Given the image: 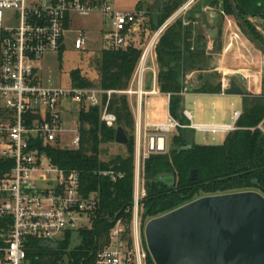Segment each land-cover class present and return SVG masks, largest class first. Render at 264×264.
<instances>
[{
	"label": "built area",
	"instance_id": "1",
	"mask_svg": "<svg viewBox=\"0 0 264 264\" xmlns=\"http://www.w3.org/2000/svg\"><path fill=\"white\" fill-rule=\"evenodd\" d=\"M190 1L177 13L186 12ZM95 11L102 13L109 23L104 35L105 48L127 47L137 39L135 34L147 22L143 9L114 10L106 0H0V100L6 101L0 104V264H30L26 257L30 240L56 242L60 234L92 225L100 200L98 193H82L79 173L52 164L41 147H79L78 118L70 129L64 121L65 113L73 114L69 110L70 103L79 104L78 112L82 107L99 106L100 121L107 127H115L117 119L108 110V99L111 93L118 91L56 86L50 79L42 78L45 76L41 73L40 59L46 53L60 51L68 33L74 35V48L83 50L85 33L81 29H70V16ZM175 17L177 15L162 23L148 43L142 45L133 76L136 88L130 84L128 89L120 91L136 95L139 107L144 96L157 92L141 90L143 75L148 56L153 54L156 59L155 45ZM185 77H189L188 74ZM228 87L229 81L223 75L220 92L224 93ZM261 88L264 94V81ZM183 91L186 92V87ZM103 94L107 96L105 102ZM182 113L189 120L188 125L181 124L170 114L164 122L145 124L142 132L135 125L132 203L122 215L117 213L111 219L108 241L94 251L89 264H145L143 229L147 221L142 222L140 204L145 196L143 161L152 153L166 152L169 133L177 128L228 133L235 128V125L192 123V113L185 109ZM240 113L233 112L235 122ZM65 132L73 134L71 144L63 142Z\"/></svg>",
	"mask_w": 264,
	"mask_h": 264
},
{
	"label": "trees",
	"instance_id": "2",
	"mask_svg": "<svg viewBox=\"0 0 264 264\" xmlns=\"http://www.w3.org/2000/svg\"><path fill=\"white\" fill-rule=\"evenodd\" d=\"M187 0H155L147 8V22L138 32L153 33ZM235 7L252 35L264 44L250 18H264V0H233ZM220 8L217 36L212 53L221 51L224 17H233L229 0H201L197 5L170 22L155 45L158 66L157 84L161 93L169 95V114L181 124L189 120L182 111V90L196 93H219L220 73L210 70L211 53L206 36L195 13L202 6ZM140 9V8H137ZM137 32V33H138ZM137 35V34H135ZM139 35V34H138ZM125 48H102L95 60L97 83L81 74L80 68L71 71L74 87H96L115 90L108 99V110L116 115L115 127L100 121L99 106L82 107L78 112L81 140L78 148L65 149L45 145L42 150L52 164L65 171L79 173L80 190L84 194L98 193L99 205L93 214L90 228L78 230L80 244L68 254V264H89L95 250L108 241L111 219L131 206L134 188L135 119L128 95L120 91L129 88L141 53L142 37ZM198 71L197 82L186 85L185 75ZM179 101H175V98ZM107 99L103 94L102 101ZM260 125L263 129L260 128ZM121 126L127 135L125 154L109 160L100 159L101 144L114 142L115 131ZM193 129L177 128L171 136L168 150L152 153L143 161L145 196L140 200L142 222L163 215L201 196L239 191H256L264 196V94L246 91L242 97V111L221 144H196ZM195 169L196 177L189 179ZM102 172H108L102 174ZM173 177L172 182L165 179ZM114 177V179H113ZM127 218L129 215L126 214ZM67 232L63 241L30 240L26 257L30 264H63V255L69 244ZM50 243H57L52 247ZM145 242L143 240V246ZM147 252V250H146ZM146 264H154L147 253Z\"/></svg>",
	"mask_w": 264,
	"mask_h": 264
},
{
	"label": "water",
	"instance_id": "3",
	"mask_svg": "<svg viewBox=\"0 0 264 264\" xmlns=\"http://www.w3.org/2000/svg\"><path fill=\"white\" fill-rule=\"evenodd\" d=\"M229 2L244 36L264 53V44L249 31L233 0ZM225 92L243 94L234 80ZM114 142H128L121 126ZM196 174L191 170L189 179ZM165 180L172 182L173 177ZM143 234L154 264H264V196L256 191L201 196L149 219ZM50 245L57 247V243Z\"/></svg>",
	"mask_w": 264,
	"mask_h": 264
},
{
	"label": "rangeland",
	"instance_id": "4",
	"mask_svg": "<svg viewBox=\"0 0 264 264\" xmlns=\"http://www.w3.org/2000/svg\"><path fill=\"white\" fill-rule=\"evenodd\" d=\"M106 1H108L112 9L119 10V11H134L137 8H145L147 6V3L150 2V0H106ZM186 2L187 1H185L184 3ZM149 5L150 6L147 7L148 9L149 7L151 8L152 5H154V1L151 0V4ZM178 10L176 12H178ZM229 18L231 19L232 23L234 22L236 24V21L233 17H229ZM70 19H71L70 29L72 31H77L78 29H81L84 31L85 37H86L85 48L83 50L75 49L73 46V36L74 35L73 33H68L66 35V41L64 43V47L60 51L46 53L40 59V62L42 64L41 73L43 76H45L42 78L50 79L51 82L56 86H60L63 88H71L73 86L72 81H71V71L74 69L80 68L82 75L90 79L92 82L97 83L99 74L95 66V60L99 56L102 48H105L106 46L104 35L107 29L109 28V23L108 21L104 19L103 14L98 11L91 12L88 15L72 14L70 16ZM225 20L226 19L224 17L223 24L226 22ZM233 25H232L231 30L234 31L235 34L240 36V38H236L231 33L232 31L230 32L228 31L227 35H230L231 33L230 37L225 38V39L221 38V48L222 49L221 51L213 52L211 56V60H213L214 57L217 58L220 54H222V51L226 47V44L228 45L234 41L233 43L234 45H236L235 44V41H236L239 43L240 46H242L240 44V42L242 41L247 45V48L250 49V51L256 55L257 61L254 62V64L252 63V65L256 70L260 71V77L262 80L261 83H263L264 81V53L261 52L256 46L251 44L250 41H248V39L242 34L237 24H236L237 29ZM256 30L259 31V33L264 38V33H263L264 29L262 28V30H260L256 28ZM151 35L152 33H150V31L145 30V31H142L141 33L138 32L136 36L139 37L138 40L139 39L141 40V37H142L143 39L142 45H146ZM210 51L212 52V48L210 49ZM259 62H262L260 66H259ZM154 63H155V60L153 58V54H151L150 56H148L147 65H152V64L154 65ZM149 74L150 72L146 71L145 73L146 80L148 79ZM196 78L197 77H185L184 81L186 82V85H194L196 84L195 82ZM233 78H236V77H233ZM134 88H136V84L134 85ZM182 92H185V91L182 90ZM190 97L191 96L189 95H186L184 97V104H185L184 107L187 109H191L194 112V117L192 118V122L193 123L212 122V120L209 117L211 113V110H210L211 103H208L207 107H204V109L199 111L198 108L195 107V105L191 103ZM165 100H166V97L163 95L157 98L151 97V96L148 97V100L145 103L144 107L142 106V111H143L142 121H150V122L165 121L166 120L165 117L167 115V106L165 105ZM182 100H183V97H182ZM5 103L6 101L0 100L1 105ZM181 105H182V102H181ZM78 106L79 104L77 103H70L69 110L73 111V114L72 115H69L68 113L64 114V121L66 123V128L68 129L73 128L75 121H77L78 108H79ZM130 107L132 110L133 117L136 118L137 107L132 99H131ZM237 108L242 109V103L239 105L234 104L233 106L228 105L226 115L228 117H231L233 114V110ZM229 122H233V119L230 118ZM260 128L263 129L261 125H260ZM175 131L176 130H173L171 133L167 135V150H168V147L171 141V136ZM224 135L225 133H222V132L211 133V132H203L199 130H194L193 131V141L194 143L201 144V145L202 144L217 145V144L222 143ZM72 139H73L72 133L65 132L62 135V140L65 144H71ZM100 147H101L100 159L104 161L109 160L111 157L117 154H122V155L125 154L124 145L117 144L115 142L101 144ZM134 166H135V156H134ZM44 167H47V165L44 164ZM140 180H141V175H140ZM139 184H141V181L139 182ZM77 232L78 230L72 231L69 236V244L66 249V253H64L63 259H62L63 264H68V260H69L68 253L72 251L75 246L80 244V237ZM65 238H66L65 234H60L57 237V241H63ZM143 248L145 251V258H146V254L147 253L149 254L148 249L146 247V243L143 246ZM145 264H146V261H145Z\"/></svg>",
	"mask_w": 264,
	"mask_h": 264
},
{
	"label": "crops",
	"instance_id": "5",
	"mask_svg": "<svg viewBox=\"0 0 264 264\" xmlns=\"http://www.w3.org/2000/svg\"><path fill=\"white\" fill-rule=\"evenodd\" d=\"M155 1V0H153ZM201 0H191L189 6L187 7L186 11L195 7L197 3ZM150 2L147 3V6L145 8H140L143 9L145 12L147 11V7L150 6ZM201 12L195 13V17L199 19V23H201L202 30L205 34V36L208 38L207 39V50L209 53H212L210 49L213 47V39H210L209 37L211 36L213 31V36H217V30H218V19L220 16V10L216 9L214 7L205 5L200 7ZM185 12H175L173 15L181 16L184 15ZM225 23L223 24L222 27V38H229L230 35H227V32L232 31V25L236 27V24L232 21L229 17H225ZM250 21L255 25L257 29L262 30L264 29V18H258V17H253L250 18ZM239 32V31H238ZM263 32V31H262ZM231 33H234L232 31ZM230 33V34H231ZM264 33V32H263ZM208 35V36H207ZM213 37V38H214ZM240 38V36L236 37ZM234 42V41H233ZM226 44V47L223 49L222 54H220L217 58L214 57L213 60H211L210 64V70L212 71H217L221 73V77L224 75L225 78H227L228 81L234 80L238 86H240L244 91H247L248 93L258 95L261 94L262 88H261V77H260V71L256 70L252 63L256 62V55L250 51V49L247 48V45L244 42H240L242 46L239 45L238 42L235 41L234 43ZM249 44V43H248ZM242 48V50H241ZM246 49V50H244ZM213 54V53H212ZM211 54V55H212ZM155 63L154 65H147V69L144 72L143 75V80H142V85H141V90L142 91H150L154 89L157 91L155 94H148L142 98L143 103H141L140 107L138 106V100L136 95H128V100L129 104L131 103V99L134 101L137 107V115L135 119V125L139 127L140 131L142 132L144 130L145 124H152V123H160L164 121H142V106L144 107L145 103L148 100V97H160L161 95L166 97L165 100V105L167 106V115L166 119L169 116V95L161 93L157 84V73H158V66L156 63V59L154 57ZM258 64V63H257ZM262 64V62H259V66ZM146 71H149V77L146 80L145 79V73ZM198 71H192L188 73L189 77H197ZM232 77V78H231ZM236 77V78H233ZM197 82V78L196 81ZM132 88H134L135 83L133 82V79L131 81ZM130 87V86H129ZM186 95L191 96L190 100L195 107L198 108V110L204 109V107H207L208 103H211V113H210V119L212 122H196V123H212V124H218V125H235V121L233 119V114L231 117H228L226 115V111L228 109V105L233 106L234 104H241L242 103V97L243 94L238 95V94H229V93H196V92H185L182 94L183 100H182V108L185 110H189L192 113V118L194 117V112L191 109L185 108L184 104V97ZM234 111H239L241 112L242 109H235ZM199 116V115H197ZM232 118L233 122H229V119ZM193 123V122H192ZM227 132H225V135L223 136V140L226 136Z\"/></svg>",
	"mask_w": 264,
	"mask_h": 264
},
{
	"label": "flooded vegetation",
	"instance_id": "6",
	"mask_svg": "<svg viewBox=\"0 0 264 264\" xmlns=\"http://www.w3.org/2000/svg\"><path fill=\"white\" fill-rule=\"evenodd\" d=\"M188 1V0H187ZM216 9H219L220 10V8H216ZM220 12V14H222L223 12H222V10H220L219 11ZM226 17V16H225ZM235 19V18H234ZM236 21V20H235ZM236 24H237V22H236ZM238 25V24H237ZM239 27V26H238ZM239 29H240V27H239ZM241 30V29H240ZM242 32V31H241ZM243 34V33H242ZM244 35V34H243ZM236 37H238V35L236 36ZM210 38V37H209ZM216 37H214L213 38V41H214V39H215ZM206 42H207V37H206ZM212 54V53H211ZM215 71V70H214ZM217 72V71H216ZM219 73V72H218ZM220 75H221V73H220Z\"/></svg>",
	"mask_w": 264,
	"mask_h": 264
}]
</instances>
